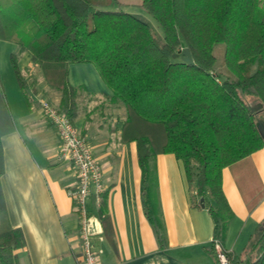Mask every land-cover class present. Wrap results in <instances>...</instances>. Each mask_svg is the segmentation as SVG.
Listing matches in <instances>:
<instances>
[{"label":"trees","instance_id":"16d2710c","mask_svg":"<svg viewBox=\"0 0 264 264\" xmlns=\"http://www.w3.org/2000/svg\"><path fill=\"white\" fill-rule=\"evenodd\" d=\"M160 27L145 17L112 9L117 0H0V40L17 45L10 55L17 81V55L28 51L45 83L60 93L59 110L72 121L78 89L69 65L90 63L122 104L121 138L135 141L141 193L147 219L163 240L156 194L157 154L180 160L190 203L212 220L208 253L218 264L215 242L228 264H264V220L241 255L224 247L233 216L222 187V170L264 147L258 122L264 121V2L262 0H139ZM110 7V8H109ZM222 44L217 65L215 45ZM187 47L192 64L172 54ZM13 129L0 79V137ZM3 171L0 145V174ZM103 195V194H102ZM249 208L261 193L244 196ZM0 189V220L5 216ZM99 214L106 216L102 196ZM24 245L19 228L0 226V264H19Z\"/></svg>","mask_w":264,"mask_h":264},{"label":"crops","instance_id":"0c3cea01","mask_svg":"<svg viewBox=\"0 0 264 264\" xmlns=\"http://www.w3.org/2000/svg\"><path fill=\"white\" fill-rule=\"evenodd\" d=\"M20 56L31 95L25 96L26 108L16 116L6 98L13 129L0 137V189L5 206L0 226L22 231L24 245L15 251L19 264H81L77 212L68 194L76 182L74 168L61 157L56 129L39 103L50 100L59 107L60 93L45 83L28 51ZM74 64L87 66L81 68L90 77L74 83L69 80L79 92L78 113L72 122L86 137L103 173L106 216L100 217V205L93 198L87 200L95 216L97 234L91 240L101 250L100 264H196L194 255L199 253L203 263L215 264L207 251L211 217L204 206L191 205L182 163L166 153L157 154L151 164L163 226L164 238L158 239L143 207L136 142L121 138L124 108L111 100L110 89L92 64L73 63L69 68ZM96 115L109 123L97 124ZM222 187L233 210L224 247L235 254V240L249 237L264 220V147L225 167ZM253 191H259L261 198L249 208L244 196Z\"/></svg>","mask_w":264,"mask_h":264},{"label":"built area","instance_id":"2783aa9c","mask_svg":"<svg viewBox=\"0 0 264 264\" xmlns=\"http://www.w3.org/2000/svg\"><path fill=\"white\" fill-rule=\"evenodd\" d=\"M44 116L56 129L60 140L59 153L70 161L74 168L75 184L68 189L78 220V241L81 248V264H100V249L91 239L97 233L93 230L95 216L87 208V200L93 198L98 207L104 191L101 166L93 155L84 135L75 127L70 118L46 100H40ZM101 238V237H100ZM218 264H228V258L218 242H215Z\"/></svg>","mask_w":264,"mask_h":264},{"label":"rangeland","instance_id":"374dc122","mask_svg":"<svg viewBox=\"0 0 264 264\" xmlns=\"http://www.w3.org/2000/svg\"><path fill=\"white\" fill-rule=\"evenodd\" d=\"M117 1H118V3L114 4V7L111 6L112 9H120V10H124L127 12L139 14V15L145 17L159 32H161L160 27L157 24V22L152 18V16L150 14H148L141 7L139 0H117ZM262 2H264V0H262ZM222 49H223L222 44L215 45L214 53L217 57V65H218V63H220V61L222 59ZM17 51H18V48L14 42H12L10 40H0V76L2 78V84L4 86L6 98L8 100L9 105H10L11 111H12L13 115H15V116L20 114L21 110L26 108L25 96L31 95L30 86H29L30 80H29V83L27 81H25L24 86L21 87L17 81V78H16L14 64L11 61L10 55L12 53L17 54ZM20 55L21 54L17 55L16 66H17L18 70H20V72L22 73L21 68H23V67H22V63H20V61H21ZM81 67H87V66H75V64L70 66V68L68 70V79L71 82L74 83V82H76V81H78L81 78L86 77V76L90 77L89 72L85 68H81ZM79 68H81V69H79ZM48 102L50 104L56 106L50 100H48ZM57 108L59 109V107H57ZM95 121L98 122L97 124L109 123V121H107V119H103L97 115L94 117V122ZM21 130H23L22 127H21ZM231 239L232 238H230V240ZM249 239H250V236L246 237V238H242V239L240 238V239L235 240V243L233 245L235 246V254L236 255L242 254V251L245 249L246 245L249 243ZM231 242L229 241L230 245L232 244ZM199 255H200V253L194 255V256H196L195 257V263L196 264H206V263L202 262L201 258H198ZM210 264H214V263L210 262Z\"/></svg>","mask_w":264,"mask_h":264},{"label":"water","instance_id":"95a60500","mask_svg":"<svg viewBox=\"0 0 264 264\" xmlns=\"http://www.w3.org/2000/svg\"><path fill=\"white\" fill-rule=\"evenodd\" d=\"M172 57L173 58L179 57L182 62H185L187 64L193 63L191 54H190L189 49L187 47L182 48L180 50V52H176V53L172 54ZM262 106H264V105H262L261 103H257L255 105H252L250 107V112L251 113L256 112V111L260 110L262 108ZM257 128H258V132H259L262 140H264V121H259ZM199 201H200V205L203 207L204 206L203 197H201L199 199Z\"/></svg>","mask_w":264,"mask_h":264}]
</instances>
